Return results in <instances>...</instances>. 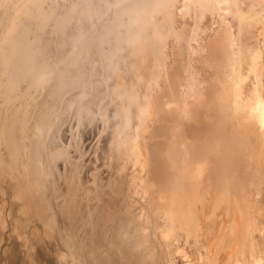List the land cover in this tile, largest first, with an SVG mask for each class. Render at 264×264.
<instances>
[{
    "label": "bare ground",
    "instance_id": "1",
    "mask_svg": "<svg viewBox=\"0 0 264 264\" xmlns=\"http://www.w3.org/2000/svg\"><path fill=\"white\" fill-rule=\"evenodd\" d=\"M12 248L264 264V0H0V264Z\"/></svg>",
    "mask_w": 264,
    "mask_h": 264
},
{
    "label": "rangeland",
    "instance_id": "2",
    "mask_svg": "<svg viewBox=\"0 0 264 264\" xmlns=\"http://www.w3.org/2000/svg\"><path fill=\"white\" fill-rule=\"evenodd\" d=\"M12 249H13V250H11V252H10V264H13V263H14V264H16V263H17V264H21L20 261H15V260H14V258H15V257H14V256H15V255H14V254H15V248H12ZM45 255H46V253L43 252V251H41V253H40V257H41L42 259L45 258ZM12 261H13V263H12Z\"/></svg>",
    "mask_w": 264,
    "mask_h": 264
}]
</instances>
